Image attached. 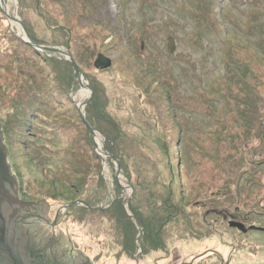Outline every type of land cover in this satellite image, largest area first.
Here are the masks:
<instances>
[{
  "label": "rangeland",
  "instance_id": "rangeland-1",
  "mask_svg": "<svg viewBox=\"0 0 264 264\" xmlns=\"http://www.w3.org/2000/svg\"><path fill=\"white\" fill-rule=\"evenodd\" d=\"M71 1H78V6ZM71 1L5 0L10 14L26 22L42 45L72 54L89 86L92 80L102 84L106 105L101 104L127 135L122 136V147H131V139L137 145L138 154L128 162L132 180L140 186L134 187L121 173L118 161L121 185L116 188L117 164L103 150L111 151L107 137L90 125L96 130L91 136L81 118L80 110L88 121V103L83 108L78 104L81 85L74 68L75 79L65 86L56 67L47 62L52 57L69 64L67 56L40 50L35 57L0 5V114L5 118L13 111V98L30 83L52 99L42 126L54 132L40 135V145L46 147L41 155L9 134L8 161L20 197L45 200L58 230L89 259L97 257L94 264H264V104L252 106L254 117L248 112L250 122L244 121L243 107L235 98L245 90L229 85L226 76L236 64H264V42L257 45L264 39V0ZM99 53L110 57V68L95 67ZM64 69L69 72L60 64V71ZM259 78L264 81V75ZM258 88L264 96V86ZM226 90L228 98L223 99L219 93ZM251 125L254 129L248 130ZM85 135H90V150L99 161L93 152L82 153ZM235 148L241 157L233 153ZM239 164L245 168L230 175L231 167ZM100 176L108 194L96 208L110 206L118 196L133 217L129 203L135 190L134 203L146 214L152 210V198L172 191L183 212L163 227L161 249L148 245L144 253V229L134 218L135 249L119 255L116 225L105 214L85 219L66 214L71 207L64 210L66 205L84 206V198L98 195ZM217 188L232 194L240 188V200L229 193L212 199L213 206L210 191ZM224 206L249 211L252 222L263 230L238 237L223 220ZM211 252L214 255L208 257Z\"/></svg>",
  "mask_w": 264,
  "mask_h": 264
},
{
  "label": "trees",
  "instance_id": "trees-1",
  "mask_svg": "<svg viewBox=\"0 0 264 264\" xmlns=\"http://www.w3.org/2000/svg\"><path fill=\"white\" fill-rule=\"evenodd\" d=\"M71 1V0H68ZM95 0H92L90 2H87L89 4L94 3ZM252 2L254 0H251ZM22 3L23 0H20ZM75 5L78 6V1H71ZM42 15V14H41ZM203 18V16H201ZM47 20V18H46ZM201 22V21H200ZM28 31L30 32L32 38L35 40L36 43L41 44V40L39 37L36 36V34L33 33L31 28L28 26L26 22H24ZM264 27V24H261ZM245 36V35H244ZM248 39H250L249 36H247ZM245 40V42H248L249 40ZM21 40V39H20ZM264 42V39H260L257 42V45H260ZM26 45L31 46L27 42H22ZM248 44V43H246ZM250 45V44H249ZM33 48L34 56H40V53L38 52L36 48L31 46ZM263 52H264V46H262ZM98 56V55H97ZM233 58V56L229 55ZM261 59L264 60V55L260 56ZM47 62L50 65H54L56 67V75L62 82V85L67 84V82H73L74 81V74H72L73 66L71 63H66L65 61H60L55 58H47ZM60 64H64L68 71L64 69V73L60 71ZM112 65V64H111ZM110 65V66H111ZM110 66L108 68H110ZM229 66V65H228ZM96 67V66H95ZM237 68L231 69L226 76L228 77L227 82L229 85H237L242 86L243 90H245L241 96H237L235 98L238 101V106L243 107L241 110L243 114V120L250 122V119L248 118V112L250 114V118L253 115L254 108H259L260 103L264 104V96L259 94L258 87L260 85L264 86V81L260 78V75H264V64L262 66L259 65H252L251 67L248 64H236ZM98 68V67H96ZM231 68V67H230ZM101 69V68H99ZM107 69V68H106ZM149 75H151L150 72H148ZM64 74V75H63ZM61 75L63 76L61 78ZM76 75V74H75ZM27 79L30 81L32 79L29 76H26ZM253 80L254 85L252 86L249 81ZM77 81V80H76ZM93 81V80H92ZM90 81V86L92 87L94 91V98L88 102V105L86 107V118L90 125H92L94 128L100 129L104 135L107 137V147L109 150L112 151L113 155L119 161L121 165V173L129 179L130 182H132V185L136 187L137 185L140 186V183H134L133 182V173L132 170L129 167V160L131 159L132 155L136 156L138 154L136 152L137 145L134 141V139L130 140L131 147H122V136H127L126 133H124L119 124L116 122L114 118H112L107 112L104 106L101 104L103 103L106 105L105 102H103L102 98L105 95L104 87L102 84L98 81ZM70 83V84H71ZM252 83V84H253ZM27 89L22 91L23 93L21 95L16 96L12 100V108L13 111L7 116L2 117L0 114V121L2 123V130L4 134V142L9 148L8 140H9V134L14 135L15 137H18V139L21 142H24V145L30 149L32 153H35V155H41V151L46 148L44 145H40V135L44 132H50V135L53 134L54 130H47V128H44L42 126V121H44V117L46 115L47 108L52 105V99L49 97V93H39L38 90H36V87H34L33 83H30L27 85ZM25 89V88H23ZM227 90L224 92L219 93L220 97L223 99L228 98ZM241 93V92H240ZM256 98L257 101L255 100ZM168 103L170 104V100L168 99ZM254 106V108L252 107ZM247 108H250L247 110ZM247 117V118H246ZM254 117V115H253ZM255 123L254 120H251L250 124ZM249 124V125H250ZM110 129V130H109ZM254 126L251 125L248 130H253ZM86 130V129H85ZM7 139V141H6ZM84 139V150L82 149V153L84 151L85 153L93 152L94 156L98 159L96 153H94L93 150H90L91 145L89 144V141H91L90 135H85L83 137ZM217 146V145H216ZM215 151V146L214 149ZM216 150H218V146L216 147ZM237 148L234 149L233 153L237 156ZM241 150V147L240 149ZM242 153V152H240ZM87 154H85L86 156ZM139 156V155H138ZM243 156L245 158V155L243 153ZM9 159V157H8ZM87 163H89L91 160H85ZM99 161V159H98ZM230 162V161H229ZM253 163V161H252ZM89 165V164H88ZM250 164L248 163V166ZM82 166L80 165V168ZM97 168H100V162L97 163ZM232 169L229 170V173L233 175L243 170L245 166H242L241 164L232 166ZM228 171L227 164L226 169H224V173ZM100 173V170H98ZM116 188H119L118 183H116ZM97 189L100 191L97 193L96 196H89L87 198H84L85 206H71L67 209L66 214H73L78 215L82 219H85L88 216H94L96 213L105 214L107 218L114 221V224L116 225V233L118 232L117 240L118 243L121 246V250L119 252V255L121 254H132V251L135 249V239H136V233L137 230L134 226V220L138 222V224L144 229V237H143V251L148 252L149 246L153 250L161 249L163 246V243L160 241L161 233L163 227L167 225L170 221L175 222V218L178 217V214H181L183 212V209L180 207L179 202H176V200L173 199L172 191L169 192V190L163 191L161 194L162 196L158 197L159 199L152 198L149 202L151 204V212L146 214L142 211V209L137 206L136 203H134L135 197L137 195V192L135 190V196L129 203V208L134 214V217L132 215H128L125 211V208H123L122 203L117 198L114 203L110 202V206L106 208H101V210H96L95 207L99 206L101 202H103L105 197L107 196V186L105 182L102 179V176H100V180L97 182ZM120 189V188H119ZM169 189V188H168ZM170 189H172L170 187ZM227 192V194L230 193V196H233L235 199L238 198L241 195L240 188L236 189V193L232 194L233 192H230L225 189H215L213 191H210L211 197L212 193H216L218 191ZM117 191V190H116ZM120 190H118L119 192ZM250 191V189H249ZM120 194V193H118ZM117 194V195H118ZM246 199V197H245ZM137 200V199H136ZM106 201H104L105 203ZM234 204H232V207ZM231 207V206H228ZM135 218V219H134ZM149 245V246H148ZM209 257V256H208ZM224 260V259H223Z\"/></svg>",
  "mask_w": 264,
  "mask_h": 264
},
{
  "label": "water",
  "instance_id": "water-1",
  "mask_svg": "<svg viewBox=\"0 0 264 264\" xmlns=\"http://www.w3.org/2000/svg\"><path fill=\"white\" fill-rule=\"evenodd\" d=\"M0 5L4 10L6 17L10 21L17 22L21 26L22 31L24 32L21 38L25 42L29 43L37 50H49L60 53L62 55H66L75 70V74L79 79L80 85H83L82 79H84V77L72 54L62 51L55 46H47L36 43L29 34L22 20L18 16H12L6 10L5 0H0ZM168 48L170 49V51H172L174 48L172 38H169ZM111 64L112 60L110 59V57L102 53L98 54L94 62V65L101 69H106ZM86 87L91 91V96L86 99L82 106H80L82 108L86 103L90 101L93 96V90L89 86L88 82ZM80 113L81 118L86 124L89 133L91 134V136L95 137L96 130H94L92 126H90L88 121H86L81 110ZM99 133L103 137L105 136L103 133ZM103 150L104 155L111 158L112 161L117 164L115 177L118 184H120V165L111 151L107 152L105 148ZM116 198H118V196H116ZM76 205H78V202H73L72 204L66 205L64 207V210L70 206ZM98 208L95 207V209ZM124 208L126 210L125 206ZM48 209L49 204L45 200L28 202L20 197L19 182L16 175L12 171L11 165L8 161V148L4 142L2 123L0 121V264H53L51 263V261L56 262V264H93V261L83 253L76 256L75 254H72L73 256H70L67 253V256H70L67 258L65 256L66 253L61 254L55 248L54 249L58 253V255L44 250L41 252L38 248H36V239L37 242L41 245H46V242L44 240L42 241L39 238H36V236H40V234L45 235V237L51 235L59 238L58 241L61 247L67 246L69 248V246H74L58 230L53 221L50 219L47 214ZM45 258L49 261L45 262L43 260Z\"/></svg>",
  "mask_w": 264,
  "mask_h": 264
},
{
  "label": "flooded vegetation",
  "instance_id": "flooded-vegetation-1",
  "mask_svg": "<svg viewBox=\"0 0 264 264\" xmlns=\"http://www.w3.org/2000/svg\"><path fill=\"white\" fill-rule=\"evenodd\" d=\"M216 197L226 198L227 197V192H224V191L220 190V191H218L216 193H212V197L210 198L209 202L211 203L212 199H214L216 201V199H217ZM211 204L214 206L213 201H212ZM235 207H234L235 209H229L228 206H224V207H222V212L221 213L223 215V220L228 223V226H229L230 230L233 229L234 231L239 233L238 237L241 238L242 236L251 235L254 232L263 230L262 228H260V226L256 225L254 222H252L251 217H250L251 215L249 213H247L249 211H243L240 208V206H235ZM210 221H212V220H208V224H209ZM34 231H35V229H34ZM229 232H231V231H229ZM36 238H39L40 240H42V241L44 240L46 242L45 243L46 245L43 246V245H41L40 243L37 242V239L35 240L36 241V248H38L41 252L44 250V251H49V252H52L53 254H57L58 255V253L55 251V249H56L61 254L62 253H66L65 256L67 258L70 257V256H73L72 254H75V256H76L78 254L81 255L84 252L83 250L81 251V249L79 250L78 245H75V244H74V246H69V248L67 246L61 247L59 245V241H58L59 238H56L55 236L48 235L47 237H45V235H41L40 234V236L37 235ZM51 246H52V248H51ZM67 253L70 256H67ZM209 253H208V256H210V257L212 255H214L213 252H211V254H209ZM67 258H65V259H67ZM96 258L92 259L93 264L96 262ZM43 260L45 262L49 261L46 258L43 259ZM226 262H228V261H226ZM51 263L56 264V262H54V261H51Z\"/></svg>",
  "mask_w": 264,
  "mask_h": 264
},
{
  "label": "bare ground",
  "instance_id": "bare-ground-1",
  "mask_svg": "<svg viewBox=\"0 0 264 264\" xmlns=\"http://www.w3.org/2000/svg\"><path fill=\"white\" fill-rule=\"evenodd\" d=\"M6 10L8 11V7L6 8ZM9 12V11H8ZM10 13V12H9ZM12 22V24H14V25H16V27L18 28V30L21 32V34H24V32L22 31V28H21V26L17 23V22H14V21H11ZM82 82H83V87L81 86V90H80V97H79V102H78V104L80 105V106H82L83 105V103L86 101V99H87V96H88V92H89V89L86 87V85H87V82H86V80L85 79H82ZM96 139H97V144H98V149L100 150V151H102V142H101V140L99 139V138H97L96 137ZM106 163V162H105ZM106 165V164H105Z\"/></svg>",
  "mask_w": 264,
  "mask_h": 264
}]
</instances>
